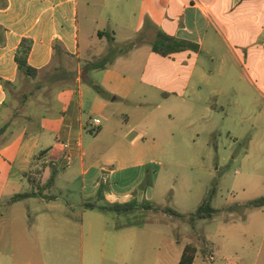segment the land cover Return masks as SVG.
I'll return each instance as SVG.
<instances>
[{"label": "crops", "instance_id": "crops-1", "mask_svg": "<svg viewBox=\"0 0 264 264\" xmlns=\"http://www.w3.org/2000/svg\"><path fill=\"white\" fill-rule=\"evenodd\" d=\"M2 31L0 220L12 232L3 246L12 253L0 252L9 259L4 264H58L60 247L73 255L75 227L82 230L83 264H138L144 252L148 264H180L189 246L195 250L192 264H260L264 223L229 225L243 205L229 212L231 203L212 219L193 221L140 211L147 213L149 224L161 226L154 228L112 224L110 212L88 210L83 204L97 196L101 182L108 186L105 203L134 198L154 203L158 172L151 187L139 189L148 167L157 171L155 159L145 153L148 147L135 151L145 135L242 134L256 108L254 123L259 122L264 115V0H0V40ZM159 33L196 49L161 56L153 49ZM138 37L140 43L130 52L104 69H93L111 46ZM25 38L33 41L29 64L42 71L37 79L18 71L16 53ZM5 83L13 85L7 90ZM23 87L29 92L19 105L16 94ZM12 99L17 107L4 114ZM31 104L46 111L20 116L22 107ZM216 116L226 126L213 124ZM15 121L19 126L12 128ZM103 150L112 156L103 163L88 160L90 153ZM48 163L57 167L53 189L63 184L68 188L81 178L79 199L68 206H59L58 196L10 203L32 187L39 168L42 183L48 180ZM23 204L28 211L20 210ZM199 221L215 228L202 231ZM187 222L192 230L177 232L179 223ZM151 236L157 243L144 247L142 240ZM63 238L65 243H56ZM48 239L52 256L47 263L43 243Z\"/></svg>", "mask_w": 264, "mask_h": 264}, {"label": "rangeland", "instance_id": "rangeland-1", "mask_svg": "<svg viewBox=\"0 0 264 264\" xmlns=\"http://www.w3.org/2000/svg\"><path fill=\"white\" fill-rule=\"evenodd\" d=\"M95 74L93 73L91 76H95ZM27 92H29L27 87H23L17 92L16 98L19 105L23 104V94ZM35 92L33 90V94ZM34 100H32V103H34ZM10 102L12 106L3 109L4 114L9 113L17 107L15 99H12ZM31 110H34L37 114H42L46 111L42 106L36 107L31 104L24 108L22 107L20 116ZM257 110V108L254 109V112L250 114L252 116H249L246 130L244 129L242 134L188 133L145 135V139L137 144L135 151H140L145 146L148 147L145 151L147 157H151V159L153 157L157 164L155 165L157 171L151 170L153 168L150 166L148 167L149 172L146 173L143 180V183L148 179L152 182L154 174L159 173V183L155 188L154 203H158L162 207H169L182 215L191 216L205 200L210 201L213 208L222 209L231 203L233 205L244 206L251 201L264 197V115L260 118L259 122L254 123L256 119L254 116L258 113ZM220 114L223 118H226L224 112L220 111ZM19 123L15 121L12 124V128H17ZM213 124H220V128L226 126L223 121L220 120L219 122L217 116L213 120ZM87 136L88 138L96 137V135L90 134ZM6 137L8 138L9 134ZM133 137L134 134L129 137V140ZM123 142L124 144H128L127 146L131 145L129 141L127 143L126 141ZM161 150H163L162 153H160ZM108 156H112V153L108 152V150H103L100 153L92 152L88 160L95 161L99 159L103 163V160ZM41 168L43 167L41 166ZM73 170L74 167H71L70 171ZM33 176L35 182L32 183V187H27L26 191L35 189L39 193H47L48 196H58L60 199L58 202L59 206H68V202L73 203L80 197L81 178L76 179L75 183L68 188L66 186L63 187L64 184L62 183L63 185H59L58 188L53 189L54 186L49 187L47 185L51 173L48 180L44 183H42L44 178L43 170L40 168ZM25 206L24 204L21 205L20 210L24 212L28 211L27 206ZM60 212V208L57 209L56 213L60 214ZM108 217L112 220V224L120 226L138 225L145 227L151 225L154 228H161V226L149 224L147 213H141L140 211L131 214L110 212L108 213ZM170 218L172 222L176 221V219ZM254 222L258 224L264 223V207H242L234 212L231 224L229 225L236 228V226L242 224L251 226ZM3 223L0 220V252L3 251L5 254H10L12 251L9 248L5 249L3 246L7 244V241H10L9 237L12 236V232ZM179 224L181 227L177 232L182 233L187 228L190 230L193 228L190 222ZM197 227L198 229H203L202 231L213 230L215 228L213 224L203 221H199ZM72 233L74 243L77 245L73 250V255H70V252L65 247H60L56 251L59 260L58 264H66V261H68V264H83L81 257L82 230L75 227ZM30 235L32 238L35 237L34 234ZM261 240L262 236L257 237L256 243L261 242ZM61 242L65 243L66 240L64 238L63 240L56 239V243L61 244ZM25 243L27 245L30 244L29 239ZM141 243L143 245L146 244L144 247H148L150 244L157 243V238L151 236L149 239L142 240ZM8 245H11V243H8ZM43 245H45V247L43 246L44 255L48 263L50 255L52 256L51 240L48 239ZM255 251L257 255L258 251L256 248ZM142 255V259L139 260L138 264H148L147 261L150 257L146 252ZM259 258L261 259L260 264H264V249ZM6 260L9 259L6 256L0 255V264H4ZM49 264H52V262ZM127 264L133 263L127 262Z\"/></svg>", "mask_w": 264, "mask_h": 264}, {"label": "trees", "instance_id": "trees-1", "mask_svg": "<svg viewBox=\"0 0 264 264\" xmlns=\"http://www.w3.org/2000/svg\"><path fill=\"white\" fill-rule=\"evenodd\" d=\"M104 35H108L106 32H104ZM4 31H2V38L0 40V45L5 44L4 39ZM112 41H114L113 38H110ZM140 43V38L138 37L135 40L126 42L123 45H113L110 47L108 54L99 61V63L94 64L92 67L93 69H104L109 64H112V62L122 54H127L132 49H134L138 44ZM33 47V41L31 39H23L21 44L19 45V48L16 53V63L18 65V71L19 74L25 76L28 79H37L38 76L41 74V70L33 68L29 64V56L31 53ZM188 48L196 49L195 45L184 41V40H178L176 38L170 37L164 33H159L157 35V41L153 45L154 51L161 55V56H169L173 53L186 50ZM13 85L11 83H5V87L8 90V86ZM96 91L102 95L103 97H107V93L100 87V86H94ZM51 168V176L48 180V186L53 187L56 182L57 178V167L53 163L47 164ZM152 185V182L148 179L145 183H143L140 187L141 190H146V188H149ZM34 186V185H33ZM108 186L104 182L101 183L100 189L98 191V194L95 198L91 200H87L84 202L83 207L88 210H98L101 212H114L117 214H131L135 213L137 211H154V212H162L165 214H168L170 216L180 218V219H187L190 220H207L212 219L217 213L221 212V210L215 209L211 206V202L208 200H205L197 209V211L191 215V216H185L182 215L175 210L169 208V207H161L158 206L152 202L143 201L139 202L136 198L133 200L127 202V203H105L104 193L107 190ZM30 198H45L48 200H52L55 198V196H46L44 193H39L35 189L32 191H27L23 194H18L14 196L10 203H15L18 201H22L25 199ZM239 206L233 205L226 208L229 212H234L238 209ZM242 207H256V208H263L264 207V197L256 199L254 201L249 202L248 204L242 206ZM194 248L189 246L185 249L184 254L182 256V259L180 261V264H192L193 258H194Z\"/></svg>", "mask_w": 264, "mask_h": 264}, {"label": "built area", "instance_id": "built-area-1", "mask_svg": "<svg viewBox=\"0 0 264 264\" xmlns=\"http://www.w3.org/2000/svg\"><path fill=\"white\" fill-rule=\"evenodd\" d=\"M96 124H100V120H95ZM72 163V159L70 158V156H67V167H70Z\"/></svg>", "mask_w": 264, "mask_h": 264}]
</instances>
